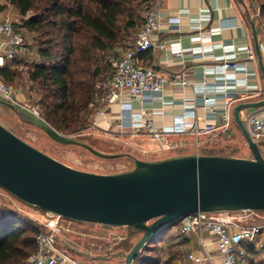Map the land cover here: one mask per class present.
<instances>
[{"label":"rangeland","instance_id":"1","mask_svg":"<svg viewBox=\"0 0 264 264\" xmlns=\"http://www.w3.org/2000/svg\"><path fill=\"white\" fill-rule=\"evenodd\" d=\"M103 1H120L125 8V14L119 18L121 32L118 42L106 51L94 49V34L81 26L79 18L72 16V13H76V5L71 0H33L34 8L26 17L22 16L19 10L7 0H0V16L9 14L15 25L24 29L26 34L24 54L10 60L16 71V78L13 83H9V86L12 87L16 97L24 105L39 106L41 116L44 118V102L50 103L46 98L48 92L39 81L31 80V73L37 64L50 65L52 63V60L44 59L40 51H48L55 59H61L67 56L66 54L70 51L68 49L71 48V61L73 62L71 72L74 73L71 84L75 98L80 99L84 90H89L92 104L81 113L82 119L86 120L82 130L76 133L61 134L81 140L101 153L122 156L115 159H102L81 146L59 144L44 131L24 121L17 112L1 103L0 124L51 158L73 169L93 174L114 175L131 171L135 168V158L159 162L169 157L195 152L196 142L172 146V150L164 152L158 149L155 145L157 143L146 134L132 139L126 134L117 135L112 128L104 130L98 125L97 118L106 105L104 99L112 77V61L132 46L138 30L144 23L145 11L152 4L143 0H88L83 5L93 12L100 9ZM252 1L257 5L264 2V0ZM56 7L60 10L55 11ZM31 17L40 22L38 28L25 24ZM108 113L107 111L102 112L105 115ZM198 141L201 152L208 147V150L216 154L252 157L240 130H233V135L225 141L218 137L214 138L212 134L199 136ZM5 215L17 219L19 227L26 230L27 234L24 237L29 243L35 239L44 223L48 221V216L44 212L28 206L0 188V219ZM254 219H249L246 223L252 224L260 221ZM74 223L75 225L71 228L73 249L102 259L107 258L111 261L109 264H125L126 256L142 237L131 228L112 229L96 224ZM178 229L177 224L166 233L160 242H155L150 245V249L143 250L135 264H140L141 261L149 264H178L181 254L172 252L174 251L172 241H164V238L167 240L176 235ZM207 234L204 233L203 236L206 237ZM257 249L254 256L260 260L263 258L260 245ZM28 259V257L18 258L10 264H27ZM85 264L107 263L88 261Z\"/></svg>","mask_w":264,"mask_h":264},{"label":"water","instance_id":"2","mask_svg":"<svg viewBox=\"0 0 264 264\" xmlns=\"http://www.w3.org/2000/svg\"><path fill=\"white\" fill-rule=\"evenodd\" d=\"M251 25L264 77L263 50L256 25ZM0 103L59 144L81 146L102 159L118 158L59 133L15 105ZM262 108L264 100L234 109L251 158L188 155L159 162L135 158L133 170L114 175L73 169L0 124V188L40 212L70 222L131 228L142 236L126 256L125 264H133L156 236L163 238L191 215L264 211V156L240 116L241 111Z\"/></svg>","mask_w":264,"mask_h":264},{"label":"built area","instance_id":"3","mask_svg":"<svg viewBox=\"0 0 264 264\" xmlns=\"http://www.w3.org/2000/svg\"><path fill=\"white\" fill-rule=\"evenodd\" d=\"M160 0H155L145 11L144 23L138 30L134 45L125 50L119 57L112 61V77L107 87V95L104 102L112 107L119 104L121 109L120 123L117 125L120 133L130 134L133 137L146 134L153 141L160 145L164 152L173 149L168 145L167 137L172 135H193L198 138L202 134H209L215 129L212 125H206L200 128L197 122L189 121V118H195L196 114L191 110V115L185 114L174 119L171 126L158 127L155 124L156 116L162 114L156 110H144L134 112L131 104L123 103L124 99L138 101L143 106L154 100L163 99L162 93L167 85L166 79L160 74L156 66L143 67L140 65L139 56L142 52L150 51L157 54L166 49V45L155 40V35L161 27L159 16ZM257 9V17L262 21L260 8ZM25 31L15 25L10 15L0 16V67L6 61H10L24 54L26 45ZM174 54L179 59L185 58L183 49H175ZM243 50L249 60H256L257 55L254 49L245 48ZM263 50V49H262ZM193 49L194 56L199 53ZM239 53L227 55L221 58V71L209 68L205 71L209 75H215V79L221 80V86L227 95V89L230 83L244 85L248 88V80L251 76L244 64L238 59ZM200 59L205 60L204 55L198 54ZM218 73V74H217ZM245 76L244 83L237 80L238 74ZM174 84L188 85L186 80H180L177 77L172 81ZM206 81L198 89L200 96L204 99V107L207 111V119H215L218 115L223 118L224 130H229L234 124V118L230 113V106L226 103L222 112H218L215 99L207 97V93L214 92L210 89ZM215 87V86H212ZM245 95H243L244 97ZM234 99V96H227ZM0 100L17 106L38 119L43 120L39 106L24 105L14 93L12 87L0 80ZM101 113V112H100ZM99 113V114H100ZM251 137L259 144L264 141V111L257 112L248 117L245 121ZM200 143H195V155L200 156ZM241 214H245L242 216ZM48 221L36 235L37 250L32 254L27 264H63L65 262H74L70 257L73 249L72 225L74 222L66 221L61 216L53 213H45ZM254 218L260 221L247 224L246 221ZM178 232L186 237L196 233L199 235V251L189 252L185 259L178 264H248V248L257 252V246L260 244L264 261V211H243V212H222V213H200L187 217L178 223ZM208 233L211 237L206 240L203 236ZM252 261L249 263L251 264ZM253 264V263H252Z\"/></svg>","mask_w":264,"mask_h":264},{"label":"crops","instance_id":"4","mask_svg":"<svg viewBox=\"0 0 264 264\" xmlns=\"http://www.w3.org/2000/svg\"><path fill=\"white\" fill-rule=\"evenodd\" d=\"M248 13H250V16ZM159 16L161 27L155 35V40L165 44L166 49L159 51L156 55L150 51L142 52L139 56V62L143 67L156 66L160 74L166 79L167 85L162 93L163 99L154 100L144 106L138 101L131 102L129 98L124 99L123 103L131 104L136 113L141 111V109L162 112L155 118V124L158 127L171 126L176 117L186 113L192 116L190 112L193 110L196 117L189 118V121L197 122L200 128L212 125L215 129L209 134H212L214 138L218 137L220 140H227L233 135V130H240L239 127L234 120L232 127L227 131L224 130L222 128L223 118L221 115H218L215 119H207L204 99L200 96L198 89L201 88L200 86L205 81L209 83L210 85L208 86L210 89H214V92L207 93V97L215 99L219 113L222 112L224 105L228 103L233 118L234 109L238 105L264 100V77L259 60L258 58L249 60L247 54L240 50L252 48L256 52L254 31L251 25L254 22L258 39L263 49L264 61V26L257 17V9L254 2L252 0H160ZM174 47L185 51L183 60L176 57L173 50ZM193 49L200 51L199 53L204 55L205 60H198L200 59L199 53L194 56ZM234 53H239V61L244 64L248 73L251 74L248 80L251 88L230 83L226 95L224 90L219 88L222 81L215 79V75H209L205 70L213 68L216 71H221V58ZM176 77L180 80L188 81L189 84L184 86L172 83ZM237 80L240 83H244L245 76L240 73L237 75ZM234 95L237 98H227V96ZM243 95L245 96L243 97ZM262 109L241 111V119L245 122L252 114L264 111V108ZM104 111L109 112L108 115L102 114ZM100 112L97 118L98 125L104 130L112 128L117 135H121L117 128L121 119L119 104H115L112 107L106 104ZM126 135L132 139L141 136L133 137L129 133ZM205 135L208 134H202L200 137ZM197 140L198 138L189 134L172 135L167 137L166 142L170 146H176L183 143L194 144ZM155 145L160 149L158 143ZM204 150H208V147H205ZM188 155H195V152L182 156ZM245 158L251 157L246 156ZM144 161L156 162L152 160ZM110 228L126 229L129 227ZM205 239L210 240L211 237L207 234ZM164 241H172L174 247L172 252L181 254L178 263L185 259L189 252L200 250L199 235L196 233L186 237L177 232L170 239L166 240L164 238ZM254 254L249 253V263L252 261L253 264L258 262L264 264L263 258L257 260ZM70 257L76 264H85L88 261L107 264L111 262L107 258L102 259L75 249H72ZM63 264L74 263L68 261Z\"/></svg>","mask_w":264,"mask_h":264},{"label":"trees","instance_id":"5","mask_svg":"<svg viewBox=\"0 0 264 264\" xmlns=\"http://www.w3.org/2000/svg\"><path fill=\"white\" fill-rule=\"evenodd\" d=\"M71 1L76 5V13H72V16L79 18L81 26L94 34V49L106 51L117 44L118 36L121 32L119 18L125 14L124 5L120 1H103L100 9L93 12L83 5L88 0ZM143 1L153 4L155 0ZM7 2L15 6L24 17L34 8L33 0H7ZM257 6L260 8L261 17L264 19V2H261ZM59 10L60 8L56 7L55 11ZM25 24L32 28L40 26V22L32 17ZM131 26L134 27L133 25ZM68 50L70 51L66 54L67 56L61 59H55L53 54L51 55L48 51H40L43 58L47 61L52 60V63L50 65L37 64L31 73V80L39 81L46 87L48 92L46 98L50 103L44 102L43 108L45 109V114L43 120L59 133H76L82 130L86 124V120L82 119L81 113L92 104L89 90H84L80 99L75 98L71 84V78L74 77V73L71 72L73 65L71 61V48ZM15 78L16 71L13 63L6 61L5 65L0 67V80L9 85V83L14 82ZM77 141L82 142L81 140ZM259 146L263 154L264 141L260 142ZM200 155L244 158L243 156L223 153L216 154L211 150H204L203 153L200 152ZM121 156L118 155V158ZM26 234V230L19 227V222L15 217L5 215L0 219V264H10L18 258H29L36 252V237L35 241L33 240L29 243L28 239L24 237ZM161 238L162 234L156 236L150 245L160 242ZM150 245L144 248V250L150 249ZM25 250L29 251L25 252ZM248 252L253 253L254 249L249 247ZM137 259L138 257L133 264H135ZM140 264L149 263L141 261Z\"/></svg>","mask_w":264,"mask_h":264}]
</instances>
